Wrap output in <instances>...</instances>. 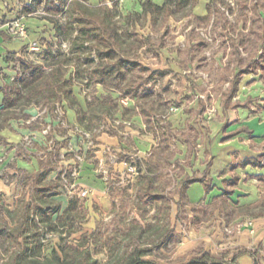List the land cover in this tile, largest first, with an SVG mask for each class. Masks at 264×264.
Masks as SVG:
<instances>
[{
  "label": "crops",
  "instance_id": "0c3cea01",
  "mask_svg": "<svg viewBox=\"0 0 264 264\" xmlns=\"http://www.w3.org/2000/svg\"><path fill=\"white\" fill-rule=\"evenodd\" d=\"M112 1L115 0H86L92 7L107 5L110 8H113ZM145 1L125 0L120 3L123 4L120 9L126 16L132 12H140L142 3ZM152 1L157 5H163L166 0ZM31 2V0H0V32H2L0 34V110L4 101L3 90L16 75V62L8 61L6 59L8 54L19 53L24 49L29 53L31 46L35 45L42 49L52 41L50 39L52 26L45 20H39L36 15L45 10L43 6L35 13H22L23 7ZM210 3L211 0L208 3L197 0V3L190 8V17L195 19L197 25L200 26L202 22L210 19ZM175 18L170 17L163 20V28L157 38H154L158 39L165 30H169L165 36V48L157 53H152L158 59H161L162 52L168 47L167 37L171 33L169 23ZM17 19H21L28 28V36L24 39L13 38L7 33L5 25ZM158 19L162 18L158 17L156 20L151 16L146 19L142 18L135 26H131V30L136 35L140 33L139 36H152L149 32L146 34L142 31L139 32L140 24L143 21L146 24H151ZM186 43L185 47L195 42H191L187 38ZM141 49L146 50V47ZM179 50L181 49L176 50L178 58L181 59L179 67L182 71L179 72L169 64L153 66L150 62L151 57L150 59L149 56L141 59L139 56L140 62L149 69L166 71L165 79L173 76L180 81V85L174 91L171 84L166 86L171 88L173 96L177 95L178 99L184 92L189 91L187 76L190 75L197 85V97L192 101L179 99L181 106L176 107L189 114L185 127L177 129L168 122L172 129L188 132L187 124L190 121L189 124L196 134L195 144L191 149L186 139L181 135H177L171 140L172 144L170 143V145L182 141L180 143L182 149L185 147V151L182 157L177 156L179 150L173 151L174 169L180 172L174 173V176L171 174L169 177L174 178L175 184L178 183L177 190L187 176L206 177L205 179L211 185V190L207 192L203 184L193 183L183 202L184 205L186 200L190 205H198L197 208L194 206L193 213L189 218L191 222L194 221V218L197 219L193 224L196 228L195 231L202 234L206 227L209 229V233L213 235V239L216 240V245L212 241L208 242L205 251L217 257V250L227 249L228 245L235 247L232 248L235 253L241 249H256L259 250L261 263L264 264V217L259 214L248 215L257 210L262 203L261 199L264 197V157L259 163L253 161L264 156V111H258L254 104L248 108L240 107L237 110L226 111L224 109L222 93L230 84L229 80H225V77L230 76L235 70V63L232 71L229 74L224 73L222 81L220 80L215 88V91L219 92L220 95L217 110L221 109L219 114L222 117L214 120V126H211L208 121V130H206L198 120L199 98L206 103L207 116L210 108L208 100H211L212 92L206 94L191 71L192 69L203 68V66L200 67L197 61L193 62L195 58L193 54L187 56L184 50ZM149 54L151 55V53ZM147 61L150 64H147ZM174 63H177L176 59ZM71 75H74L73 72L69 74V77ZM247 78L248 91L251 90V93L245 99H241L242 88H244V81ZM258 85H264V79L256 75L246 76L241 83L240 94L234 101L244 102L248 97L263 98L264 96L252 94V89ZM95 86L94 98L102 101L110 96L118 102L117 108H113L111 112L103 111V109L108 111L109 106L107 105L98 106L97 109L103 111L99 113L101 118L96 125L90 124V129L86 127L89 125V121L86 119L82 123L79 118L80 115H89V103L93 97L92 95L88 96L90 91H85L77 85H73L70 100H63L54 111H49L45 107L46 100L25 108L18 107L7 111L9 119L4 122V125L0 122V205L13 211L18 207L23 197L29 201L31 195L34 194V187L29 177L43 172L47 173L44 182L59 180L61 185L58 189L60 193L48 198V203L58 209L54 219L58 215H63L73 201L75 204L84 201L91 207H101L103 203L107 204L108 201L116 199L112 192L120 194L121 186L126 188L130 186V183H132V189H135V195L139 200L138 192L143 181L139 179L138 173L133 175L129 172L126 163H135L138 171L137 163L140 160L149 162L148 157L152 154L153 148L155 151L160 148V142L156 143V140L160 141V138L151 131L149 125L144 121L134 100L122 97L118 90L107 88L109 92L106 93L103 89L104 86L100 84ZM155 88H157V84L154 85ZM114 93L118 95L116 96ZM204 95H207L208 100ZM194 102L196 106L192 107ZM244 112H248V117H245ZM194 123H199L204 130L206 143L204 149H201L202 133L194 126ZM239 130H241L240 134L226 139L227 135ZM45 131L47 132L45 133ZM245 162L246 166H243ZM156 169V172H152L151 167L147 168L148 174L154 179V188L158 183L164 186L160 192L169 190L167 185L163 183L167 180L169 172L164 166L160 170ZM160 171H163L164 176L159 178ZM64 174L67 175L66 179L63 178ZM237 178L238 182L235 185L234 181ZM170 181L172 182V179ZM197 187L202 196L200 204H196L197 200L192 197L194 196L192 190L197 189ZM84 189L93 190L92 195L81 198L79 196L80 190ZM224 190L232 192L231 195H223ZM155 191L158 190L155 189ZM164 193L165 199L159 203L167 200L166 192ZM178 201H180L179 195ZM247 215L248 217L245 218L244 216ZM6 219L9 220L8 217ZM210 220H213L214 223L212 227H207L206 224L208 223L206 222ZM226 220L232 221V223L226 225ZM247 222H252V226H247ZM240 226L243 227L239 231ZM225 233L232 235L233 238L223 239ZM237 264H255V261L251 254H244L238 259Z\"/></svg>",
  "mask_w": 264,
  "mask_h": 264
},
{
  "label": "trees",
  "instance_id": "16d2710c",
  "mask_svg": "<svg viewBox=\"0 0 264 264\" xmlns=\"http://www.w3.org/2000/svg\"><path fill=\"white\" fill-rule=\"evenodd\" d=\"M86 0H32V2L23 7L22 13L32 14L37 12L42 6L46 13L48 11V19L53 24L56 35L60 36L61 32H66L71 41V50L74 52L75 58L84 63L88 69L92 70V75L86 79L89 84H100L108 89L118 90L124 98H130L135 101L138 111L141 113L144 121L149 125L151 131L160 138V147L170 146L171 140L177 135L183 136L188 146L194 147L196 134L190 121L187 124L188 132L177 131L172 129L168 122L160 115L162 103H168L173 107H180L179 99H188L192 101L197 97V85L187 76L189 91H186L178 99L176 96L163 98L165 94L170 95L172 92L170 87L163 88V93L154 92V85L158 79H165L167 72L164 70L153 71L144 66L138 56V51L146 47L147 53H157L166 46L165 36L169 30L154 39L151 35L139 36L136 35L131 26H135L142 18L151 16L154 20L161 17L166 20L170 17H177L178 14L184 13L192 8L197 0H166L163 5H157L152 0H146L142 3L140 12H132L126 18V24L120 26L115 22V10L118 5L114 4L113 8L107 5L100 7H92L83 2ZM222 0H211L209 11L211 16H214V30L221 28L224 31L233 27L226 12L221 8ZM241 7L247 10V13L252 12L259 15L257 20L264 23V0H239ZM231 9V5H228ZM67 15L68 20L65 27L59 22L60 15ZM47 15V14H46ZM256 20V21H257ZM247 23V21H246ZM123 31V32H121ZM2 32H0L1 34ZM129 38L128 42L125 40ZM191 40V38H190ZM198 43H192L186 46L184 53L195 57L199 66L205 64L204 58L197 60V49L203 48L206 40L200 35ZM193 42V40L191 41ZM241 45V44H240ZM130 46V49L128 48ZM236 50H239V45H236ZM53 42L47 43L44 52L47 59L57 60L54 54ZM132 51V52H131ZM135 54H134V53ZM76 53V54H75ZM96 58L98 64L96 63ZM8 61H15L20 64L22 76L14 79L4 92V101L0 110V122L9 119L7 111L18 107L25 108L31 104H36L39 101L46 100L45 107L49 111L56 110L63 100H70L73 85L76 82L75 75L67 77L69 65L65 62L57 61L52 63L49 70L41 63H36L30 60L27 50L24 49L19 53H10L6 57ZM235 70L230 76H226L225 80H229V87L222 93L223 107L226 111L237 110L240 107H250L254 104L258 111H264V97H248L244 102L234 99L240 94L241 83L248 75H256L264 79V32L259 39V49L255 56L245 60L242 56H236ZM207 65V64H206ZM178 77L177 75H175ZM224 80V81H225ZM154 85H151V84ZM165 99V100H163ZM118 100L112 99L110 96L100 101L93 98L89 103V115H80V122L89 121L86 127L90 129V124L96 125L101 116V112H111L113 108H117ZM109 103V104H107ZM199 109L197 111L198 120L201 125L207 129L208 116H206L207 108L203 99L199 98ZM109 106L108 111H99L98 106ZM241 133V130L234 131L226 136V139L234 137ZM264 156L258 157L253 161L259 163ZM179 164V162L177 161ZM138 176L143 181L138 192V197L144 204L159 203L165 199V191H155L154 179L148 174L147 168L149 162L140 160L138 163ZM243 166H246L243 164ZM156 167L160 170L163 167L161 163H157ZM163 171H160L159 178L163 177ZM47 173L32 175L29 177L32 181L34 194L31 195L29 201L23 197L18 207L10 211L0 205V240L3 248L5 244L11 245L9 251L2 253L0 251V264H101L98 259L92 258V248L89 244L96 234L93 232L90 236L82 238L76 246L70 245L66 238H61V242L57 246L51 248V255L48 257L45 254V246L42 242V234L40 233L41 226L46 231L54 232L59 226L65 215H70L75 202L64 212L63 215H58L54 219V215L58 213V209L48 203V198L58 195L60 191V182H44ZM206 177H186L181 186L177 190L180 196V201L177 202L178 210L184 209V200L187 197L190 186L199 182L204 185L207 192L211 190V185L205 179ZM238 178L235 179L236 185ZM232 192L224 190L223 195L229 196ZM263 199V198H262ZM261 199V200H262ZM8 217L9 220L6 219ZM197 221L194 218V222ZM130 244L125 245L128 248ZM152 248H136L127 256L118 259L116 262L109 264H161L156 260L146 259ZM244 254H251L255 264H262L259 256V250L241 249L231 258L220 259L213 256L205 250L199 251L193 257L180 264H237L238 259Z\"/></svg>",
  "mask_w": 264,
  "mask_h": 264
},
{
  "label": "rangeland",
  "instance_id": "374dc122",
  "mask_svg": "<svg viewBox=\"0 0 264 264\" xmlns=\"http://www.w3.org/2000/svg\"><path fill=\"white\" fill-rule=\"evenodd\" d=\"M203 1L208 3L210 0ZM120 3L122 2L119 0L112 1V7H114V4L118 5L119 9L115 10L116 17L114 20L118 22L120 26H123L126 25V18L128 15L126 16L125 13H122L120 8H122L123 4L121 5ZM238 3L239 0H222L221 2L222 10L226 12V16L229 18L230 23L233 24V27L227 31L221 28L214 30V16H211L208 21L202 22L200 26L197 25L195 19L190 17L191 12L189 9L184 13L178 14L175 19L170 21L169 26L171 27V33L167 37L168 47L162 52L161 59L156 58L152 53L148 55L144 49L139 50L137 53L141 59L148 58V56L150 59L151 57L150 62L153 66H165L169 64L173 66L174 70L179 72L182 71L179 67L181 59L178 58L176 50H184L186 48L187 38H189V40L191 38V41L193 40L195 43L198 42L199 35L204 38L206 43L203 48L197 49V60L206 56L203 63L205 65L208 64V66H203V68L200 69H192L191 71L205 93L208 94L212 92L211 100H208L207 95H204L209 102V110L213 111L210 115L209 112L207 114L211 126L214 120L216 121L222 117L219 114V111L221 113V109L219 108L217 110L220 100L219 92L215 91L217 83L220 80L222 81L224 73L229 74L232 71L236 56L240 55L247 60L251 58V56L257 54L259 39L264 32V23L257 20L259 15L256 13L252 14V12L247 13V10ZM228 5H231V9H228ZM36 15L39 20H45L52 26L50 39L54 46L53 52L57 57V60L47 59L46 53L44 52L46 45L44 48L42 47V49H38V51L35 52V55L39 58L38 63H41L46 70H49L52 67V63L57 61L65 62L69 65L67 77L73 72L76 79L74 85L80 86L85 91H90L88 96L92 95L94 98L96 86L94 84H89L86 80L92 75V70L88 69L84 63L79 62L75 58L74 52L71 50L72 39H70L68 34L64 31L60 33V36L56 35V30L47 17L48 11L46 13V11L43 10L42 13H37ZM58 17L61 26L65 27L68 16L62 14ZM163 23V19H158L156 22L153 21L151 24H146L143 21L140 24L141 29L139 32L142 31L145 34L149 32V34H152L153 38H157L163 28ZM139 35L141 34L139 33ZM125 40L128 42L129 38L126 37ZM236 45H239L238 51L235 48ZM128 48L130 49V46ZM94 59L98 64V60L96 58ZM175 59L177 61L176 64L174 63ZM150 62L147 61L146 63L150 64ZM154 83L157 84V88L153 90L157 92V98L160 92L165 94L162 91L164 87L170 86L171 84V88L174 91L176 90L175 88L180 85V81L173 76L165 80L158 79ZM151 85L154 84L152 83ZM243 87L241 99H245L248 94L251 93V90L248 91V78L244 81ZM103 89L106 93L107 91L109 92L107 88ZM114 94L116 96L118 95L117 93ZM252 94L264 96V85L254 87L252 89ZM173 95V93L170 95L165 94L166 97L163 95V98H168ZM191 106L195 107L196 103L194 102ZM173 108L176 109V107ZM160 114L163 118L165 117L164 120L166 122H170L172 126L177 129H183L189 117V114L183 109H176L173 111L172 107L168 103H165V101L161 105ZM245 114V117H248V112ZM194 126L202 133L203 142H201V149H204L206 145L204 141V130L199 123H194ZM157 142L160 141L156 140V143ZM180 142L182 141H177L175 144L168 147H164L163 145V147L157 148L156 151L153 148L152 154L148 157L149 167H151L152 172L157 171V163H161L167 169V172H169L167 174V180L165 182L163 181L169 189L165 191L167 196L166 201L146 205L137 199L135 195L136 191L132 189V183H130L129 187L124 188L121 186L122 191L120 194L112 192V195L116 197V199L108 201L107 204L103 203L101 207H91L84 201L81 203L78 202L73 206L70 215L63 216L60 226L56 231H46L44 227L41 226L40 233L42 234V242L46 249L45 254L50 257L51 248L57 246L58 243L61 242V238H66L70 245L76 246L82 238L86 237L85 239H87L93 232L96 236L87 245H91L92 258L98 259L101 264L116 262L118 259L123 258L124 255L127 256L130 252H133L136 248L153 249L150 254L145 257L146 259L156 260L161 264H180L193 257L199 251L205 250L208 242L212 241L216 245V240H214L212 237L213 235L209 233V229L205 227L203 233L200 234V232L198 233L195 231L196 228L193 226L194 221H189L194 206L197 208L198 205H190L186 200L184 209L182 211L178 210V195L176 193L178 183L175 184L174 178L169 176L171 174L174 176V173L177 174L180 172L174 169V159L172 158L176 150H179L177 153L178 157H182L184 154L185 147L182 149V144ZM170 179H172V182H169ZM163 187V185L157 183L155 189L161 191ZM81 191L82 190H80V192ZM200 193L201 191L198 190V187L192 190V194H194L192 197H195L197 200L196 204L202 202V200H200L202 197ZM80 197L87 198L88 196ZM257 214L264 217V197L257 210L248 215L255 216ZM248 215L244 217L246 218ZM206 223H208L206 224L207 227H212L214 221L210 220ZM226 223V225H230L232 221L228 222V220H226ZM222 230L224 233L223 228ZM208 234H211V237L208 236ZM230 238H233V236L225 233L223 239L228 240ZM232 243H234V240H232ZM1 244L2 240H0V245ZM9 244H5L3 248H0V251L2 253L8 252L9 248H11ZM127 244H130L128 248L125 247ZM229 246L230 245H228L227 249L217 250V258H231L235 253L232 251L235 247Z\"/></svg>",
  "mask_w": 264,
  "mask_h": 264
},
{
  "label": "built area",
  "instance_id": "2783aa9c",
  "mask_svg": "<svg viewBox=\"0 0 264 264\" xmlns=\"http://www.w3.org/2000/svg\"><path fill=\"white\" fill-rule=\"evenodd\" d=\"M119 1L120 2H123L125 0H119ZM5 26H6L7 33L10 36H12L13 38H16V39H24V38H26L28 36V28H27L26 24L21 19H17V20L8 22ZM38 49H39L38 47H36L35 45H33L29 49V53H28L30 60L33 61V62H36V63H38V60H39L38 56L35 55V52L38 51ZM15 71H16V75L13 78V80L16 79L17 77L22 76L20 64H16ZM123 101H125V100H123ZM172 109H173V111H175L177 108L175 109V108L172 107ZM208 112H209V115H210L213 111L208 110ZM46 132L47 131H45V133ZM126 165H127L128 170H129L130 173H132L133 175H136L138 173L137 166H136L135 163H133V162H127ZM66 176L67 175L64 174L63 175V178L66 179ZM92 193H93V190H91V189H84V190H82L80 192V196L87 197V196H89ZM247 226H252V222H247ZM242 227L243 226H240L239 227V231L242 229Z\"/></svg>",
  "mask_w": 264,
  "mask_h": 264
}]
</instances>
